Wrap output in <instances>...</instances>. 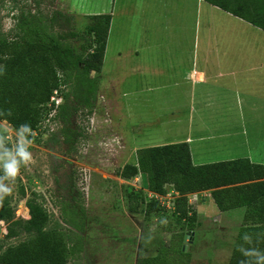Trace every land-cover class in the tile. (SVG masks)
Here are the masks:
<instances>
[{"label": "rangeland", "instance_id": "374dc122", "mask_svg": "<svg viewBox=\"0 0 264 264\" xmlns=\"http://www.w3.org/2000/svg\"><path fill=\"white\" fill-rule=\"evenodd\" d=\"M207 1L214 8L198 1L196 21L191 11L184 22L169 7L151 12L161 0H0V35L17 21L46 22L52 15V32H82L89 12L103 7L110 15L101 68L88 75L95 88L87 103L70 82L57 88L62 108L54 121L47 122L46 115L28 136L0 120V182L12 188L0 201V251L34 234L25 206L31 200L44 211L48 226L80 236V250L65 264H136L163 253L174 261L180 258L174 251L178 244L188 254L186 264L227 263L243 208L219 213L209 191L187 194L197 220L189 229L187 220L170 210L147 208L148 172L118 174L125 163H136L137 149L181 141L189 145L195 165L264 162V144L244 142L237 134L243 123L227 118L229 131L205 112L203 118L192 117L196 104L176 86L190 64L199 83L202 74H237L231 70L239 68L248 84L259 72L255 68L264 65V0ZM222 8H240L244 20ZM59 14L70 16V22ZM66 41L74 49L80 42ZM256 104L264 107L263 100ZM22 144L32 157L27 165L17 156ZM14 158L19 172L14 180L5 179L4 164ZM171 189L166 185L163 194Z\"/></svg>", "mask_w": 264, "mask_h": 264}, {"label": "trees", "instance_id": "16d2710c", "mask_svg": "<svg viewBox=\"0 0 264 264\" xmlns=\"http://www.w3.org/2000/svg\"><path fill=\"white\" fill-rule=\"evenodd\" d=\"M60 16L70 22V16ZM55 21L53 15L46 22L20 20L7 34L0 35V120L20 132L27 125L30 131L22 133L27 136L51 109L47 104L53 90L71 82L75 94L87 103L95 88L88 75L98 72L102 65L109 14L89 15L82 32L54 33L51 28ZM68 38L80 41L76 49L66 41ZM61 108L60 104L56 115ZM135 161L125 163L119 176L148 172V188L157 194H163L170 185L177 194L171 215L185 218L189 229L193 228L195 213L186 204L187 194L209 191L220 212L243 208L226 264H264V165L239 160L195 165L185 141L139 148ZM25 206L28 227L34 234L5 246L0 251V264H65L69 255L80 250V236L48 226L44 211L31 200ZM154 206L162 210L149 199L147 208ZM174 251L180 256L174 261L163 253L142 257L136 264H186L188 254L181 244Z\"/></svg>", "mask_w": 264, "mask_h": 264}, {"label": "crops", "instance_id": "0c3cea01", "mask_svg": "<svg viewBox=\"0 0 264 264\" xmlns=\"http://www.w3.org/2000/svg\"><path fill=\"white\" fill-rule=\"evenodd\" d=\"M198 1L200 4L203 3L209 8H214V4L207 0H182L180 2L161 0V3H158L156 6L158 10L155 9V11H153L151 10V8L150 11L153 13H158L161 12V10L165 11V9L169 7L173 10L172 16H174L175 18H183L182 20L184 22H187L189 16L191 15V11L193 13L194 19L196 18V6ZM240 10L241 9H237L238 13H235L232 10H223L222 8L221 11L225 12L228 15H232V17H237V19L244 20V18L240 15ZM105 11L106 10L102 7L100 11H92L89 13L90 15L95 13L107 14L105 13ZM195 68V65L192 66L191 64L187 67H184L181 71L180 77L178 78L180 82L176 84L178 89L182 90V92L185 91L187 93L189 102L196 104V106H192L191 108V116L194 118H203V112H205V117L211 116L215 121H218L220 119L221 121H224L225 123L223 122V124L228 125L225 130H229V128L232 127L229 126L227 118H235L236 121L238 120L237 123H239V121L243 123L241 131H237V134L244 135L242 136L244 142L250 140L251 143L262 142V144H264V123L262 122L263 124H258L260 122H256V119L262 120V118H264V107L262 105V107L257 104V106L254 105V102L256 100L257 102H259L260 100L264 101V65H259L255 68L256 71L259 72L252 75V84H248L250 81H247L248 83L245 82V73H243V70H240L239 68L231 70L238 71L237 74L232 73L223 76H217L218 74L212 76L208 75L207 78L206 76H204L205 74H202V82L199 83L197 82L196 75L198 73ZM203 77H205V79H203ZM219 77H221V79H219ZM219 81L224 85L217 84L219 83ZM234 81L236 82L235 86ZM200 86L202 87L197 90V87ZM217 99H219V102L217 101ZM199 105L200 107H198ZM216 109H220L218 113L216 112ZM250 117L252 118V120H250V122H247L249 121ZM243 126H246L247 128H243ZM245 136H247L248 138H246ZM260 164H264V162L262 161V163ZM195 225L197 226L196 216Z\"/></svg>", "mask_w": 264, "mask_h": 264}, {"label": "built area", "instance_id": "2783aa9c", "mask_svg": "<svg viewBox=\"0 0 264 264\" xmlns=\"http://www.w3.org/2000/svg\"><path fill=\"white\" fill-rule=\"evenodd\" d=\"M61 98V96H57V90H53L52 94L49 98V102H48V106H51V109L48 112V118L46 119L47 122H53L54 121V117L56 116V111L59 105V99ZM34 131V130H33ZM173 194V196H171L170 194ZM195 193H191L188 194V196L194 195ZM177 196L176 192L171 189L170 193H165V194H157L154 192H149L147 194V197H149V199L155 200L156 204L158 207L162 208V209H168L170 210V212L173 211L174 209V199Z\"/></svg>", "mask_w": 264, "mask_h": 264}, {"label": "clouds", "instance_id": "9594fccd", "mask_svg": "<svg viewBox=\"0 0 264 264\" xmlns=\"http://www.w3.org/2000/svg\"><path fill=\"white\" fill-rule=\"evenodd\" d=\"M25 131H30L29 127L27 125H23L21 128V136L22 133ZM30 143V142H28ZM17 156L20 158V160L24 161L25 165H27L28 161H31L32 157L31 154L27 151L26 147L22 144L21 147L17 151ZM20 163L15 158L12 159L10 162L4 164L5 169V179L11 178L14 180L19 172ZM0 193H3L4 195H0V201H2L3 197L5 195H11L12 188L5 186L2 182H0Z\"/></svg>", "mask_w": 264, "mask_h": 264}]
</instances>
